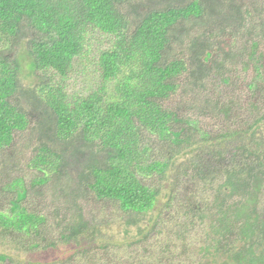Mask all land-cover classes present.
Listing matches in <instances>:
<instances>
[{
  "label": "trees",
  "instance_id": "trees-1",
  "mask_svg": "<svg viewBox=\"0 0 264 264\" xmlns=\"http://www.w3.org/2000/svg\"><path fill=\"white\" fill-rule=\"evenodd\" d=\"M144 1L0 0V240L29 251L75 245L77 251L51 264L75 258L98 264L90 246L102 240V229L84 216L81 200L113 204L124 226L137 227L136 243L163 234L156 222L148 232L140 228L161 192L152 179L166 180L171 165L186 158L172 185L189 175L202 192L168 219L171 231L160 240L158 263L176 257L175 241L186 246L188 233L202 229L197 264H264V139L254 126L260 120L211 135L165 105L180 91L197 114L230 117V102H221L219 90L211 99L206 84L218 80L220 89L232 54L244 56L227 41L234 31L245 25L264 36V5L252 13L239 0L162 8ZM214 14L227 24L210 27ZM95 33L108 38L97 52V85L72 95L64 80L77 60L88 57ZM23 43L25 65L35 76L26 88L19 77L23 53L15 54ZM260 67L255 73L264 83ZM24 132L32 143L23 164L28 182L11 176L3 157L14 154ZM44 188L55 204L47 213L29 206ZM99 245L105 251L108 243ZM180 250L178 256L188 251Z\"/></svg>",
  "mask_w": 264,
  "mask_h": 264
},
{
  "label": "rangeland",
  "instance_id": "rangeland-1",
  "mask_svg": "<svg viewBox=\"0 0 264 264\" xmlns=\"http://www.w3.org/2000/svg\"><path fill=\"white\" fill-rule=\"evenodd\" d=\"M188 1L190 0H145L143 3L145 6L162 8L168 5H183ZM239 3L245 4L248 10L253 13L255 7L259 8L264 5V0H239ZM220 15H223V13ZM209 20V25L212 28L213 25L225 26L227 24L226 19L224 21L223 17L219 16V14L210 16ZM227 41L232 45L231 49L234 53L242 52L244 56H241L240 59L237 55L232 54V61L227 63V69H225L228 82L219 89L218 80H209L206 84L207 89L205 94H208L212 99L211 95H214L219 90L221 102H230V117H224L222 114L210 116L197 114V109L191 106L192 102L188 97H182L183 95L180 94V91L175 93L172 98H169L165 102V105L174 109H180L184 114L190 116L201 130L207 131L211 135H217L224 131L243 129L256 119L260 120L254 125L257 128L255 133L256 136L264 139V83H260L255 73V66H257V70L259 71L262 68L260 66L264 68V36L259 29L251 31L250 28L245 29L244 25L239 31H234L233 36L227 39ZM107 42L108 38L98 33L90 36L88 45L90 53L88 57L77 60L74 64L75 66L64 80L66 90L70 94H86L96 87L98 82L97 71L95 70L97 52ZM252 42L253 46L249 48ZM24 48L25 44L23 43L17 47L15 54L19 52L23 53L22 58H24L19 77L22 87L26 88L34 84L35 76L25 65L27 55L24 52ZM244 66L248 67L245 69ZM254 80H256V85L253 86L251 83ZM18 98L21 99V101L18 100L21 102V105L27 107V103L23 102L24 98L21 95ZM27 137L25 132L20 136L14 154H9L8 152L3 154L4 159L11 163L12 172L10 175L23 176L26 182L31 179V173L25 170L23 164L30 157L32 145L30 142L31 138ZM227 142L230 144V140ZM236 143L232 142L231 144ZM156 153H158V149ZM185 159L178 158L171 165L167 172L168 176L166 180L152 179L154 185L161 186V192L157 197L154 210L152 209L140 222V228L148 232L147 229L150 225L156 222L155 230H162L163 234L158 232L151 233L148 237L141 239L142 242L136 243L137 227L124 226L121 222L122 217L118 216L119 212L113 204L91 197L87 200H81L84 216L92 224H96L98 228L102 229V240L92 245L90 244V248L93 249L90 258L94 253L95 258L99 261L98 264H197V262H201L198 259L197 250L204 238L202 229L188 233L186 246L185 244H180L179 241L174 242L177 245L174 250L176 257L173 256L171 260L163 259L160 263L157 260V256L161 255L160 244L163 243L160 240L165 239L171 231L169 227L171 221L168 219L179 212L185 199L202 192L199 186L193 184L189 175L180 176L175 182L176 185H172L177 167ZM262 193L259 208L263 213L264 189ZM208 194L205 193L203 195L207 196ZM168 197L170 198L168 199ZM52 200L53 196L50 188H44V193L38 199L32 198L29 206L42 213H47L54 208L55 204H53ZM179 220H182V218ZM57 235L55 233L54 236L57 237ZM84 243L81 244L84 245ZM106 243H108V246L104 251L99 244L103 245ZM78 247L75 245H58L47 249L38 248L29 251L27 249L19 250L14 245L6 244L0 240V264H51L70 256L73 252L77 251ZM180 248L188 250L184 256L177 255L181 252ZM149 251L153 253V261L150 259ZM63 264H85V262H80L78 258H75L72 262H63Z\"/></svg>",
  "mask_w": 264,
  "mask_h": 264
}]
</instances>
